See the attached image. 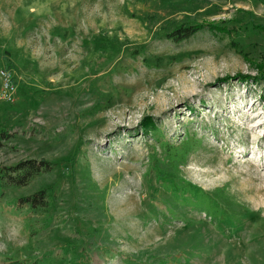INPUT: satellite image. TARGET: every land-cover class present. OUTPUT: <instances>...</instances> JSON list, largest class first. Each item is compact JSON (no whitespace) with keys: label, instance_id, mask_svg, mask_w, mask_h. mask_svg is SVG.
<instances>
[{"label":"rangeland","instance_id":"374dc122","mask_svg":"<svg viewBox=\"0 0 264 264\" xmlns=\"http://www.w3.org/2000/svg\"><path fill=\"white\" fill-rule=\"evenodd\" d=\"M0 69V264H264V0H0Z\"/></svg>","mask_w":264,"mask_h":264},{"label":"trees","instance_id":"16d2710c","mask_svg":"<svg viewBox=\"0 0 264 264\" xmlns=\"http://www.w3.org/2000/svg\"><path fill=\"white\" fill-rule=\"evenodd\" d=\"M202 25H196V24H191V25H185V26H178L175 29L172 30V32L169 34L172 39L179 40L188 37L192 33H194L196 30L200 29ZM211 28L214 26H210ZM151 125L149 122L146 123V126ZM153 128V127H151ZM8 137V133L5 130L0 129V139H5ZM163 150L165 151L166 155L168 157L174 158L176 155L175 153L178 151L176 150V147H170L168 143L161 142L160 143ZM185 148H187V145L183 147L182 150H179V152H184ZM48 163L44 160H23L15 164L11 168H7L6 170L8 171H2L0 174V180H5L9 183H14V184H25L30 178L33 176L45 172L49 170ZM13 172L14 175L11 177V174L9 172ZM180 189H183L185 191H188L192 193V195L195 196V200L189 199L188 202L190 204H198L200 203L201 198H206L205 193L200 191L199 189H193V187H188L187 185H182L179 186ZM201 196V197H200ZM184 198H189V197H184ZM23 203L30 204L31 206H44L45 201H44V195L42 194V191L33 193L29 196L23 197L22 199ZM204 209L209 212H213L216 210V206L214 204L208 203L204 201Z\"/></svg>","mask_w":264,"mask_h":264},{"label":"built area","instance_id":"2783aa9c","mask_svg":"<svg viewBox=\"0 0 264 264\" xmlns=\"http://www.w3.org/2000/svg\"><path fill=\"white\" fill-rule=\"evenodd\" d=\"M8 75L7 71L0 69V76L4 79L1 95L6 98V100H8L12 94V85L9 82Z\"/></svg>","mask_w":264,"mask_h":264}]
</instances>
